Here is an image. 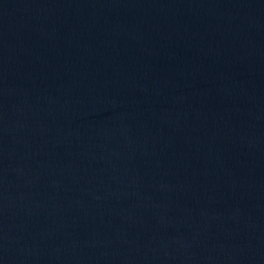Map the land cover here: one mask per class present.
<instances>
[{"label": "water", "instance_id": "water-1", "mask_svg": "<svg viewBox=\"0 0 264 264\" xmlns=\"http://www.w3.org/2000/svg\"><path fill=\"white\" fill-rule=\"evenodd\" d=\"M0 264H264V0H0Z\"/></svg>", "mask_w": 264, "mask_h": 264}]
</instances>
